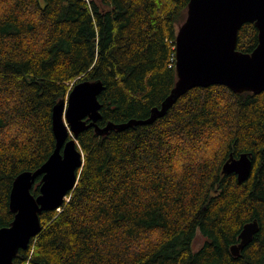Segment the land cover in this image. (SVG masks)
<instances>
[{
  "label": "trees",
  "instance_id": "16d2710c",
  "mask_svg": "<svg viewBox=\"0 0 264 264\" xmlns=\"http://www.w3.org/2000/svg\"><path fill=\"white\" fill-rule=\"evenodd\" d=\"M189 0H0V226L22 171L52 152V107L100 80L99 126L142 120L176 81L175 36ZM257 29L244 23L237 49ZM77 183L13 264H264V90L213 84L180 95L153 122L76 138ZM247 153L249 176L224 174ZM40 176L31 193L39 194ZM258 231L237 255L244 223ZM199 235L201 244L195 249Z\"/></svg>",
  "mask_w": 264,
  "mask_h": 264
},
{
  "label": "water",
  "instance_id": "95a60500",
  "mask_svg": "<svg viewBox=\"0 0 264 264\" xmlns=\"http://www.w3.org/2000/svg\"><path fill=\"white\" fill-rule=\"evenodd\" d=\"M257 29V44L250 52L237 49L238 31L244 23ZM176 81L160 106L151 109L146 119L107 122L99 126L103 90L100 80H80L67 96L54 104L51 111L55 144L47 159L35 170L20 172L12 182L8 206L14 214L11 223L0 226V264H13L20 249H27L30 239L42 229L39 215L58 208L76 185L83 165V154L76 138L93 127L99 135L123 130L136 124H147L162 116L175 100L197 86H227L235 93H260L264 90V0H189L186 16L175 36ZM252 168L247 153L230 155L223 163L224 174L235 173L239 182ZM40 176L39 194L31 188ZM257 220L243 224L239 242L230 246L233 255L247 245L258 231Z\"/></svg>",
  "mask_w": 264,
  "mask_h": 264
},
{
  "label": "rangeland",
  "instance_id": "374dc122",
  "mask_svg": "<svg viewBox=\"0 0 264 264\" xmlns=\"http://www.w3.org/2000/svg\"><path fill=\"white\" fill-rule=\"evenodd\" d=\"M201 242H202V238L199 235H197L196 239L194 240L195 249L198 248V246L201 244Z\"/></svg>",
  "mask_w": 264,
  "mask_h": 264
},
{
  "label": "bare ground",
  "instance_id": "6f19581e",
  "mask_svg": "<svg viewBox=\"0 0 264 264\" xmlns=\"http://www.w3.org/2000/svg\"><path fill=\"white\" fill-rule=\"evenodd\" d=\"M77 180H78V179H77ZM76 183H77V182H76ZM74 187H75V186H74ZM73 189H74V188H73ZM73 189H72V190H73ZM72 190H70V191H72ZM70 191H69V192H70ZM69 192H68V193H69ZM68 193H67V194H68ZM66 197H67V195L65 196V199H64V200H66ZM241 249H242V248H241Z\"/></svg>",
  "mask_w": 264,
  "mask_h": 264
},
{
  "label": "built area",
  "instance_id": "2783aa9c",
  "mask_svg": "<svg viewBox=\"0 0 264 264\" xmlns=\"http://www.w3.org/2000/svg\"><path fill=\"white\" fill-rule=\"evenodd\" d=\"M56 209L60 210V207H58V208H56Z\"/></svg>",
  "mask_w": 264,
  "mask_h": 264
}]
</instances>
